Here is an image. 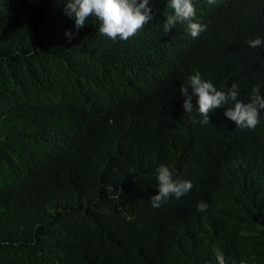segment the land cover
Wrapping results in <instances>:
<instances>
[{
    "label": "trees",
    "instance_id": "1",
    "mask_svg": "<svg viewBox=\"0 0 264 264\" xmlns=\"http://www.w3.org/2000/svg\"><path fill=\"white\" fill-rule=\"evenodd\" d=\"M62 1L0 0V264H219L216 252L226 264H264V164L261 196L240 174L210 168L239 195L226 224H247L228 250L209 223L212 207L184 221L180 200L148 204L156 164L190 158L198 168L187 171L205 173L179 87L193 71L223 86L252 56L264 60V43L248 46L264 41V0H203L194 22L206 30L195 39L186 24L163 33L156 13L126 41L100 34L94 16L77 30ZM159 5L149 0L152 12ZM65 33H75L70 42ZM254 86L264 96V67L240 95ZM50 127L59 140L45 138ZM144 132L162 136L160 146L141 170L117 175L116 160L119 174L141 162L121 151L136 152ZM210 134L209 146L213 124Z\"/></svg>",
    "mask_w": 264,
    "mask_h": 264
},
{
    "label": "clouds",
    "instance_id": "2",
    "mask_svg": "<svg viewBox=\"0 0 264 264\" xmlns=\"http://www.w3.org/2000/svg\"><path fill=\"white\" fill-rule=\"evenodd\" d=\"M206 2L213 5L216 0ZM199 3L206 4L203 0H160V10L152 12L148 6L149 0H63L60 11L74 19L77 30L85 27L88 18L94 16L100 22L99 33L113 41L118 38L126 41L135 36L156 13L162 17L163 33H168L176 25L186 24L189 35L195 39L206 30V25L194 22L201 20L196 14ZM184 33L188 38L187 33ZM65 35L70 42L75 33ZM262 43L264 41L260 38H255L248 41V46L257 48ZM263 67V58L252 56L223 86L214 82L215 77L205 76L200 71L188 73L184 77L188 81L180 85L179 93L183 96L184 113L189 114L195 130L198 129L202 137L201 153H195L194 158L201 168L204 167L205 173H189L187 169L198 168L190 158L185 167L173 160L171 163H158L152 169L148 204L159 208L180 200L179 217L184 221L194 220L212 207L209 223L213 225L215 237L226 250L243 234L247 224H226L225 212L239 195L236 191L226 189L222 184L226 178L211 174L210 168L221 165L229 170V176L240 174L250 180L248 193L261 196L255 176L264 164V133L261 132L264 128V96L260 94L259 86L251 89L250 97L240 95L239 91L241 82L253 77ZM211 124L214 125L215 142L209 146ZM161 137L144 132L136 152L125 146L121 157L137 154L141 162L129 165L119 174L116 160V174H133L141 170L160 146ZM45 138H52L53 142L59 140L58 130L48 128ZM235 160L238 163L233 165ZM114 198L118 199L119 195ZM237 211L247 215L245 208ZM215 255L219 264H226L222 253L216 252ZM238 264L246 263L240 261Z\"/></svg>",
    "mask_w": 264,
    "mask_h": 264
}]
</instances>
